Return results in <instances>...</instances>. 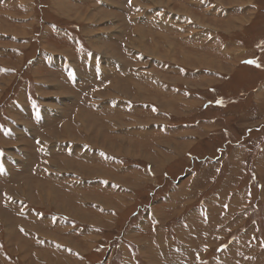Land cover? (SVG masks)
<instances>
[{
    "label": "rangeland",
    "instance_id": "374dc122",
    "mask_svg": "<svg viewBox=\"0 0 264 264\" xmlns=\"http://www.w3.org/2000/svg\"><path fill=\"white\" fill-rule=\"evenodd\" d=\"M0 67V264H264V0H0Z\"/></svg>",
    "mask_w": 264,
    "mask_h": 264
},
{
    "label": "bare ground",
    "instance_id": "6f19581e",
    "mask_svg": "<svg viewBox=\"0 0 264 264\" xmlns=\"http://www.w3.org/2000/svg\"><path fill=\"white\" fill-rule=\"evenodd\" d=\"M61 9H62V8H61ZM117 9H118V8H117ZM126 11H127V9H126ZM77 13H78V12H77ZM123 14H125V11H124ZM123 14H122V15H123ZM167 14H168V13H167ZM127 15H128V14H127ZM32 16H33V15H32ZM118 17H119V16H118ZM159 17H160V16H159ZM123 18H124V17H123ZM164 18L166 19V17H164ZM90 19H91V18H90ZM165 19H164V20H165ZM124 20L127 21V19H124ZM119 22H120V21H119ZM160 22H161V21H160ZM165 22H166V21H165ZM112 23H114V22L112 21ZM150 23H151V22H150ZM125 24H126V23H125ZM130 24H131V23H130ZM130 24H129V25H130ZM117 25H118V24H117ZM158 26H161V25H158ZM126 27H127V26H126ZM121 28H122V27H121ZM128 28H129V27H128ZM139 30H140V29H139ZM123 31H124V30H123ZM143 31H144V30H143ZM126 32H127V31H126ZM128 32H129V31H128ZM128 32H127V33H128ZM130 32H131V31H130ZM127 33H125V35H127ZM142 33H143V32H142ZM102 35H104V34H102ZM113 36H114V35H113ZM149 37H150V36H149ZM172 37H173V36H172ZM177 37H178V36H177ZM94 38H95V36H94ZM143 38H145V37H143ZM173 39H174V38H173ZM90 40H93V38H92V39L90 38ZM175 40H176V39H175ZM94 41H95V39H94ZM138 41H139V40H138ZM138 41H136V42H138ZM90 42H91V41H89V43H90ZM161 42H162V41H161ZM103 43H104V42H103ZM144 43H145V42H144ZM97 44H98V43H97ZM107 44H108V43H106V45H107ZM111 44H112V43H111ZM156 44H157V43H156ZM159 44H160V43H159ZM110 46H112V45H110ZM110 46H109L108 48H110ZM113 46H115V45H113ZM113 46H112V47H113ZM140 46H141V44H140ZM143 47H144V46H143ZM157 47H158V46H157ZM169 47H170V46H169ZM94 48H95V47H94ZM103 48H105V47H103ZM113 48H114V47H113ZM113 48H112V50H113ZM119 48H120V46H119ZM105 49H106V48H105ZM117 49H118V48H117ZM96 50H97V49H96ZM98 50H99V48H98ZM102 50H103V49H102ZM106 50H107V49H106ZM100 51H101V50H100ZM150 51H151V50H150ZM109 52H110V51H109ZM111 52H112V51H111ZM118 52H119V51H118ZM118 52H116V53H118ZM153 52H154V51H153ZM153 52H152V53H153ZM116 53H115V55H114V53L109 54V53H107V52H104L103 54H104L105 56H107V57H108V56H112V57H114V58H116V59H117V58H118V59H121V57H118V55H116ZM213 60H214V59H213ZM61 62H62V61H61ZM60 66H61V65H60ZM62 68H63V67H62ZM60 70H61V69H60ZM65 73H66V72H65ZM65 73H64V74H65ZM61 75H62V74H61ZM66 75H67V74H66ZM66 75H65V76H66ZM65 76H64V77H65ZM67 77H68V76H67ZM145 78H146V77H145ZM67 79H68V78H67ZM147 79H148V78H147ZM64 81H65V80H64ZM70 81H71V80H70ZM210 81H211V80H210ZM65 82H66V81H65ZM68 82H69V81H68ZM141 82H142V81H141ZM66 83H67V82H66ZM62 84H63V82H62ZM68 84L71 85V83H68ZM150 85H151V84H150ZM68 86H69V85H68ZM76 87H77V86H76ZM145 87H146V86H145ZM69 88H70V86H69ZM141 88H142V87H141ZM72 89H73V88H72ZM72 89L70 88V90H72ZM74 89H76V88H74ZM142 89H143V88H142ZM68 90H69V89H68ZM76 91H78V90H76ZM123 91H124V89H123ZM123 91H122V92H123ZM140 91H141V90H139V88H138L137 90L135 89V92H136L137 94H139ZM71 92H72V91H71ZM125 92L128 93V90L125 89ZM132 93H133V92H132ZM141 93H142V91H141ZM130 95H131V94H130ZM140 95H141V94H140ZM50 99H51V98H50ZM81 99H82V98H81ZM80 101H81V100H80ZM90 104H91V103H90ZM122 110H123V109H122ZM122 112H123V111H122ZM78 113H79V112H78ZM123 113H124V112H123ZM86 115H87V114H86ZM79 116H80L79 119H81V117H85V114H84V113H80ZM87 116H88V115H87ZM64 117H65V116H64ZM76 117H77V116H76ZM82 119H83V118H82ZM74 121H75V120H74ZM84 121H85V123H84L83 121H81V122H79V123H80V125H82V124L84 123L85 131H86L87 126H88V124H87L88 117H85V120H84ZM61 123H62V122H61ZM88 123H89V122H88ZM62 125H63V124H62ZM55 126H56V125H55ZM64 126H66V125L64 124ZM51 129H54V130H55L56 127H55V128H51ZM66 130H68V126H66V128H65V131H66ZM49 131H51V130H49ZM49 131H48V132H49ZM104 137H105V136H104ZM59 138H60V137H59ZM57 140H58V139H57ZM97 140L99 141V139H97ZM90 141H91V140H90ZM107 143H108V142H107ZM105 145H106V144H105ZM113 146H114V145H113ZM102 147H103V146H102ZM115 147H116V146H115ZM112 148L115 149L114 147H109V148H107V149H110V151H111ZM52 154H53V153H52ZM34 169H35V168H34ZM46 170H47V169H46ZM47 171H48V170H47ZM32 172H33V171H32ZM25 173H26V172H25ZM47 173H48V172H47ZM26 174H27V173H26ZM26 174H25V175H26ZM18 177H20V176H18ZM26 177H27V176H26ZM32 177H34V176H32ZM20 178H21V177H20ZM27 178H28V177H27ZM46 178H48V177H46ZM22 179H23V178H22ZM17 181H18V180H17ZM26 187H27V186H26ZM53 195H54V194H53Z\"/></svg>",
    "mask_w": 264,
    "mask_h": 264
},
{
    "label": "crops",
    "instance_id": "0c3cea01",
    "mask_svg": "<svg viewBox=\"0 0 264 264\" xmlns=\"http://www.w3.org/2000/svg\"><path fill=\"white\" fill-rule=\"evenodd\" d=\"M198 1H199V0H198ZM205 3H207V0H204V4H205ZM2 4H3V7H4V6H5L4 3H2ZM229 4H230V3H229ZM238 21L241 22V19H238ZM180 22H182L181 19H180ZM111 23H112V22H111ZM181 27L183 28V26H181ZM104 35H105V34H104ZM123 43H124V42H123ZM123 43H122V44H123ZM104 57H105V56H104ZM108 57L113 58V59H116V58H114V57H112V56H108ZM117 59H118V58H117ZM117 59H116V60H117ZM118 60H119V59H118ZM106 61H107V60H106ZM8 68H9V67H6V68L0 67V75L5 71V69H8ZM9 70H10V68H9ZM2 71H3V72H2ZM202 81H203V80H202ZM138 95H139V94H138ZM139 96H140V95H139ZM139 96H138V98H141V97H139ZM106 121L111 122V119H107ZM0 127H2V126L0 125ZM12 129H13V128H12ZM12 129H11L10 131H13ZM6 131H7V130H6ZM74 155H78V154H77V153H74ZM193 250H194V249H193ZM195 258H196V257H195Z\"/></svg>",
    "mask_w": 264,
    "mask_h": 264
}]
</instances>
